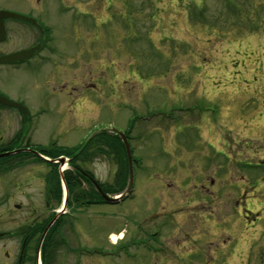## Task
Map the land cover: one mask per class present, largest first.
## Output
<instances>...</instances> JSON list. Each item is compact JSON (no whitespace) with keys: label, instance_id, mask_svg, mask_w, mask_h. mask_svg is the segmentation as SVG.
I'll return each mask as SVG.
<instances>
[{"label":"rangeland","instance_id":"1","mask_svg":"<svg viewBox=\"0 0 264 264\" xmlns=\"http://www.w3.org/2000/svg\"><path fill=\"white\" fill-rule=\"evenodd\" d=\"M0 10L52 33L51 61L6 82L30 99L45 85L68 90L59 149L129 137L136 162L121 195L132 194L71 217L63 233L84 252L76 264H264V0H0ZM5 29L24 36L12 46L38 33ZM99 146L80 172L102 192L123 151ZM49 170L30 162L1 179V211L42 207ZM65 258L72 264L73 252Z\"/></svg>","mask_w":264,"mask_h":264},{"label":"flooded vegetation","instance_id":"2","mask_svg":"<svg viewBox=\"0 0 264 264\" xmlns=\"http://www.w3.org/2000/svg\"><path fill=\"white\" fill-rule=\"evenodd\" d=\"M26 16V15H24ZM29 17V16H26ZM34 19V18H33ZM28 21L6 18L2 20L3 32L0 33V180L9 181L13 172L18 171L27 163L50 166L49 172L43 177L45 199L43 206L30 209V206L13 204L4 208L0 204V264H69L66 255L71 256L75 264V251L70 248L65 238V228L72 230V207L67 200L63 205L61 197L68 198L69 192L55 189L53 173L55 166L59 175L60 157L47 156L44 151L52 154L59 150L58 116L59 94L68 92L65 87L54 88L45 85L43 92L35 91L30 99L24 89H10L6 82L7 75L31 73L44 63L51 61L54 54L52 33ZM20 22L36 29L31 42L12 46L11 40L22 33H11L5 29L6 22ZM30 52L28 56L16 58L21 53ZM58 67L52 65L51 72L56 76ZM16 73V74H15ZM13 85V84H12ZM13 93V94H12ZM68 104H73L68 97ZM71 105L67 111H70ZM39 141V142H37ZM43 141V142H40ZM30 155V157H27ZM11 186H9L10 189ZM51 187V188H50ZM16 188V186H14ZM19 192V189L15 190ZM12 193V192H11ZM65 258V259H64ZM64 260V261H63Z\"/></svg>","mask_w":264,"mask_h":264},{"label":"trees","instance_id":"3","mask_svg":"<svg viewBox=\"0 0 264 264\" xmlns=\"http://www.w3.org/2000/svg\"><path fill=\"white\" fill-rule=\"evenodd\" d=\"M231 1H228V4ZM105 135L100 133L92 137L88 142L86 141L84 144L80 146V148L69 150L71 152L66 153L65 151L59 149L58 152L52 154L51 150H45L44 156H53L54 158L60 156H66L69 162V170L65 171L63 174V181L67 192H69V196L67 198V203L70 206H74L77 209L88 207L90 205L103 204L105 202L102 201L97 189L94 185L89 181V177L86 171L81 173L82 165H84L87 160H89L91 155L92 147H108L109 152H106L107 156L109 153L114 152L113 146L116 143L119 146V149L123 151V159L118 160L121 156L120 153H115V157L117 158L116 162L118 165V172L114 178V183L111 186L101 187V190L104 194L108 196H117L121 195L125 190V185L127 183V179L129 180L128 166H127V158L125 153L124 144L122 140L118 136H114L112 141H108V139H104ZM98 143V144H97ZM97 144V146H96ZM99 148H97L98 150ZM87 150H89L87 152ZM93 151H95L93 149ZM30 157V155H27ZM123 161V163H122ZM57 167L53 171L54 178V186L55 189L61 190V184L59 182V175L57 173ZM124 170V172H123ZM126 177V178H125ZM51 188V187H50ZM61 201V198H59Z\"/></svg>","mask_w":264,"mask_h":264},{"label":"water","instance_id":"4","mask_svg":"<svg viewBox=\"0 0 264 264\" xmlns=\"http://www.w3.org/2000/svg\"><path fill=\"white\" fill-rule=\"evenodd\" d=\"M4 18H13V19H20V20H26L32 23H35V21L33 19H29L26 18L24 16L21 15H17L15 13H11V12H7V11H0V33L3 32V25H2V19ZM28 54H30V52H25V53H21L19 54V56H17L16 58H22L24 56H28ZM123 142L125 144V150H126V155H127V159H128V164H129V170H130V174H131V157H130V151H129V147L127 145V141L125 138H123ZM63 159L60 160V164H63ZM96 189L99 191L101 197L104 199V201H106L109 204H116L119 200L118 198H108L107 196H105L101 191L100 188L95 184Z\"/></svg>","mask_w":264,"mask_h":264},{"label":"bare ground","instance_id":"5","mask_svg":"<svg viewBox=\"0 0 264 264\" xmlns=\"http://www.w3.org/2000/svg\"><path fill=\"white\" fill-rule=\"evenodd\" d=\"M110 238H111L112 243L114 244L120 239V236H116V235L112 234L110 236Z\"/></svg>","mask_w":264,"mask_h":264}]
</instances>
